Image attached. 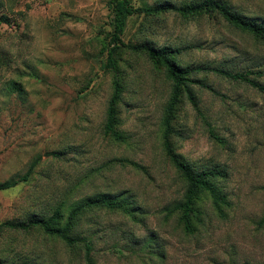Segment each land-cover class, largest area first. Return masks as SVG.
I'll list each match as a JSON object with an SVG mask.
<instances>
[{"label":"rangeland","instance_id":"374dc122","mask_svg":"<svg viewBox=\"0 0 264 264\" xmlns=\"http://www.w3.org/2000/svg\"><path fill=\"white\" fill-rule=\"evenodd\" d=\"M200 0H132L136 8ZM264 23V0H220ZM112 0H0V224L50 217L64 227L71 209L95 197L120 208L92 207L69 235L86 238L94 264H264V92L243 81L199 70L174 113L171 142L194 171L219 170L221 200L199 193L185 229L186 182L163 148L172 83L144 53L117 57L121 86L117 130L105 135L114 73L104 69ZM122 40L179 50L181 67L246 74L264 86V40L217 14H136ZM135 163L139 168L129 165ZM3 264H85L84 248L39 228L0 230Z\"/></svg>","mask_w":264,"mask_h":264},{"label":"trees","instance_id":"16d2710c","mask_svg":"<svg viewBox=\"0 0 264 264\" xmlns=\"http://www.w3.org/2000/svg\"><path fill=\"white\" fill-rule=\"evenodd\" d=\"M111 10L112 31L107 42V56L105 64H103V68L112 71L114 73V79L112 84V94L106 108L104 133L115 141H124L122 134L116 128L118 122L117 107L121 100V86L116 77L118 70L117 57L119 52L123 49H126L134 53L146 54L149 59L164 67L167 77L172 83V94L166 108V115L163 122V148L170 163L175 167V169L180 173L186 182L184 200L177 206V208L181 210V220L185 224V229L191 232V214L194 211V204L199 193L202 191L208 192L215 204L218 205V202L221 200V198L219 196L217 187L213 183V180L223 177V174L219 170H202L199 172L192 170L172 146L171 137L174 134L172 121L174 119L176 108L183 94H185L186 99L190 102V104L195 109H197V102L190 86L194 80H192L190 76L199 70H206L218 73L221 76L232 80L243 81L261 92H264V86L250 80L246 77V74L232 73L223 69L202 68L199 66L181 67L174 60V56L179 50H175L170 47L155 48L149 45L132 46L125 44L122 40V36L124 34L127 21L136 14L159 15L162 13L174 12L182 17H194L203 14H217L233 27L246 31L254 37L263 40L264 23H258L242 16L240 13L232 10L228 7V5L220 0H200L181 6L164 2L145 8H136L133 5L132 0H112ZM0 23L9 24V21L7 18L1 16ZM126 163L132 165L133 167L139 168L133 162L126 161ZM34 165L35 164L32 163L27 171L20 177L0 183V191L13 188L19 183L27 182L31 176ZM92 207H102L113 210L120 208V204L109 198L95 197L85 200L84 202L74 206L69 213L64 227L59 226L58 219L60 218V215L59 212L56 211L52 216L47 218L32 216L24 222H3L0 224V230L9 229L26 232L32 228H39L45 234L58 238L67 246H72L77 243L82 244L84 248L85 264H94L91 256L92 246L90 241H88L86 238H73L69 235V231L72 228L74 220L77 218V216ZM260 224H264V216ZM0 264L3 263L0 261Z\"/></svg>","mask_w":264,"mask_h":264}]
</instances>
